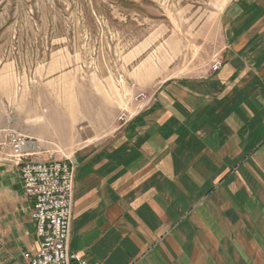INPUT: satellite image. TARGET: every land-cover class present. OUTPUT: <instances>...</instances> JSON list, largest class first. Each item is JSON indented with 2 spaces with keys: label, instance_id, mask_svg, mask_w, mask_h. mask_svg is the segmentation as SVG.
<instances>
[{
  "label": "crops",
  "instance_id": "crops-1",
  "mask_svg": "<svg viewBox=\"0 0 264 264\" xmlns=\"http://www.w3.org/2000/svg\"><path fill=\"white\" fill-rule=\"evenodd\" d=\"M208 1L219 14L217 72L216 59L170 66L137 89L154 98L128 124L65 140L77 148L66 158L76 165L69 247L89 262L264 264V0ZM26 121L28 137L45 138ZM17 126L2 112L0 140L26 135ZM44 141L39 159H57ZM31 213L19 168L1 156L3 253L37 248Z\"/></svg>",
  "mask_w": 264,
  "mask_h": 264
},
{
  "label": "rangeland",
  "instance_id": "rangeland-1",
  "mask_svg": "<svg viewBox=\"0 0 264 264\" xmlns=\"http://www.w3.org/2000/svg\"><path fill=\"white\" fill-rule=\"evenodd\" d=\"M218 15L208 0H0V114L71 158L67 141L146 108L164 69L217 60Z\"/></svg>",
  "mask_w": 264,
  "mask_h": 264
},
{
  "label": "built area",
  "instance_id": "built-area-1",
  "mask_svg": "<svg viewBox=\"0 0 264 264\" xmlns=\"http://www.w3.org/2000/svg\"><path fill=\"white\" fill-rule=\"evenodd\" d=\"M223 65L218 59L210 67L217 72ZM147 100L144 92L137 100ZM122 125L132 119L120 114ZM0 140V157L10 159L20 171L23 192L31 202V218L35 223L37 248L23 252L20 258L3 253L0 242V264H101L71 251L69 245L74 213L76 165L70 159H39L38 139L8 130Z\"/></svg>",
  "mask_w": 264,
  "mask_h": 264
}]
</instances>
